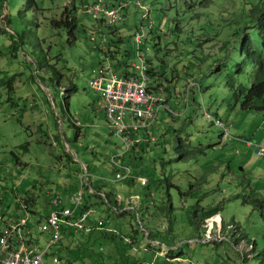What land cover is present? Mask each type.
Returning <instances> with one entry per match:
<instances>
[{
  "label": "rangeland",
  "instance_id": "374dc122",
  "mask_svg": "<svg viewBox=\"0 0 264 264\" xmlns=\"http://www.w3.org/2000/svg\"><path fill=\"white\" fill-rule=\"evenodd\" d=\"M9 1L0 13V212L6 223L26 218L28 240L45 251L52 234L40 224L53 209L74 208L72 199L85 187L83 202L95 209L92 231L84 236L60 224L63 238L48 249L46 262L55 254L60 264H264V155H258L264 111H243L225 84L228 74L237 86L252 85L256 69L241 46L244 31L258 39L252 9L260 0H102L107 8L129 3L124 21L109 29L85 13L98 0H35L37 11L22 22ZM63 12L75 18L73 45L52 25ZM23 33L24 44H15L12 37ZM109 45L118 52L114 64L140 65L139 54L153 73L150 88L166 107L149 129L118 137L97 107L100 94L88 81ZM53 63L59 85L46 80L44 67ZM71 84L76 91L65 95ZM216 119L229 126L228 136ZM128 139L141 143L129 149ZM118 195L128 204L122 215L114 211ZM55 199L60 207L51 206Z\"/></svg>",
  "mask_w": 264,
  "mask_h": 264
},
{
  "label": "built area",
  "instance_id": "2783aa9c",
  "mask_svg": "<svg viewBox=\"0 0 264 264\" xmlns=\"http://www.w3.org/2000/svg\"><path fill=\"white\" fill-rule=\"evenodd\" d=\"M127 5L128 3H125L122 6ZM122 6L107 8L102 0H98L92 6L87 7L85 12L92 17L105 15L115 21L119 19L118 13ZM135 6L143 11L147 10V7L141 1H137ZM149 28H152V25ZM142 37L140 33L137 34L136 40L138 43H141ZM91 40H93L92 37ZM138 57L142 63L133 65V73L130 76L118 74L111 62L105 60L98 69L93 70V76L88 81L89 87L100 94L97 107L106 113L112 132L118 137L127 132L135 134L141 128L151 126L164 106L163 100L159 95H155L150 88V77L145 57L139 54ZM194 85L195 83H191L188 89H191ZM215 124L223 129L225 136L229 135V126L225 125L222 120L216 119ZM124 142L129 148L132 144L140 143V140L128 139ZM258 155H264L263 146L258 150ZM118 161L117 157L112 158V163L115 164L116 168L120 167ZM126 171L127 174L130 173L129 169H126ZM117 176L122 179L126 175L118 173ZM142 181L144 182V180ZM83 188L85 187H82L81 191L72 199L74 208L53 209L47 216L46 221L40 224V229L43 232L48 231L52 234V242L48 244L45 251H41L39 246L28 240L25 231V228H27L26 218H22L15 223H6L0 212V264H60L58 257L55 255H51L50 262L44 260V257L48 256V249L62 239L60 224L66 223L84 234H89L92 231L90 224L91 210L79 212L84 205ZM61 203L62 200L55 199L51 206L60 207ZM24 209L29 210L27 205H24ZM77 213L79 216L76 217ZM29 214L27 213V216Z\"/></svg>",
  "mask_w": 264,
  "mask_h": 264
},
{
  "label": "trees",
  "instance_id": "16d2710c",
  "mask_svg": "<svg viewBox=\"0 0 264 264\" xmlns=\"http://www.w3.org/2000/svg\"><path fill=\"white\" fill-rule=\"evenodd\" d=\"M4 2H5V7H6V3H7V7H11L10 1L9 0H0V13L2 12V9H4ZM24 5L23 7L20 5L21 0H13V2H11L12 6H15L16 9L18 8V11L16 13H18L17 15V21L22 22L24 20H26V15L29 12H36L38 7L35 3V0H23ZM129 4V3H128ZM122 6V5H119ZM128 6V5H127ZM121 7L119 13H118V17L119 19L112 21L111 18L105 16V15H99L98 17H92L98 26H103L105 25V22H108L107 28L109 29V27L116 25L117 23H121L124 21V15L123 12L125 11L126 7ZM114 7V6H113ZM252 17L253 20L255 19V23L258 26V39L252 40L250 35L247 34V31H244L243 33V42H242V46H241V51L244 52L246 54V59L252 63V65L255 67L256 71L253 74V78H252V85L250 88H245L243 87V85H238L236 81L234 80V77L232 75H226L225 76V84L227 87H229L230 89H233L235 92V97L236 99L239 101H241L240 103V108L243 111H252V110H256V111H264V0H260L259 4H257L256 6H253L252 9ZM121 12V13H120ZM86 13V12H85ZM62 19L61 20H54L52 22V25L54 27H59L60 29H63L64 31H66L67 35H68V43L70 45H73L76 41V35L74 33V29L76 28V23H75V18H69L68 15L66 14V12L62 13ZM14 19L9 18V25H11L13 23ZM33 26L36 28V24L33 23ZM3 33H7V31H3ZM14 35V34H12ZM26 37V34L23 33L22 36H19V38L17 40H15L12 37V41L16 44V43H20V44H24V39ZM91 37L93 38V40H91ZM90 37V41L94 42L95 41V37L91 36ZM105 35L102 33L101 35V41L103 42L105 40ZM111 45L108 46V48L106 49V51H102L103 56L105 57V60L111 62L112 66L115 68L116 72L118 73V69H124L122 73H118L120 75L123 76H130L133 73L132 68L126 64V62L119 60L117 63L114 64V54L118 53L117 51L112 52V50H110ZM15 51H17V49H15ZM108 56V57H107ZM54 65H58L57 64H52L51 66L46 65V67H44V65L40 66L47 68L48 67V78L46 79L48 82H51L53 85L54 83L56 85H59V81H60V77L61 75L58 74L56 68ZM238 69L236 71V74L239 75L243 72L241 66L238 65ZM43 68V69H44ZM150 72H148L149 77L153 76V73L149 74ZM66 88V93L65 95H69L70 93L76 91V87L74 84H71L70 86L65 87ZM56 90V88H55ZM151 90H153V87H151ZM60 93V91H59ZM139 144V143H136ZM131 147H129L130 149ZM119 162L120 167H117V170H125L126 168ZM114 167L115 164L112 163ZM123 168V169H122ZM131 175V172L129 174H127L126 177H129ZM98 192V191H97ZM96 196H100V195H96ZM256 202H259V198L258 196H256ZM28 204V203H27ZM28 206V205H27ZM29 208V206H28ZM93 208V207H92ZM92 208L88 205L85 204V206H83L82 211H89L91 210V212H93ZM213 209H210V212ZM30 211V210H29ZM208 211V210H206ZM208 214V212H207ZM215 214V213H214ZM212 214V215H214ZM66 224V223H63ZM90 224H91V217H90ZM67 225V224H66ZM97 228L102 230L105 229L104 228V221L102 220L101 223H99L97 225ZM77 230V229H76ZM78 232L83 233L80 230H77ZM84 235V233H83ZM55 254H52V256H54Z\"/></svg>",
  "mask_w": 264,
  "mask_h": 264
},
{
  "label": "crops",
  "instance_id": "0c3cea01",
  "mask_svg": "<svg viewBox=\"0 0 264 264\" xmlns=\"http://www.w3.org/2000/svg\"><path fill=\"white\" fill-rule=\"evenodd\" d=\"M113 6V5H112ZM163 107H166V105L165 106H163ZM162 109V108H161ZM160 112V111H159ZM159 114V113H158ZM158 117V116H157ZM157 120V119H156ZM155 120V121H156ZM154 121V122H155ZM154 122L152 123V125L154 124ZM151 125V126H152ZM151 126H149L148 128H145V129H149ZM149 131V130H148ZM138 138V137H137ZM152 138H154V137H152ZM141 140H142V138H140ZM141 140H140V143H141ZM93 192V194L94 195H100L101 196V194L102 195H104V196H106L104 193H102V190L101 191H96L95 189H93V190H91V193ZM118 205H117V207L114 209V211L116 212V215H122L124 212H126V210L125 209H127L128 208V204H126L122 199H121V197L118 195ZM106 200H107V202H108V199H107V196H106ZM84 206H85V204H84ZM93 207V206H92ZM91 207V208H92ZM92 210H95L94 208H92ZM82 211V208H80V211L79 212H81ZM93 215V214H92ZM77 216H79V214H77L76 215V217ZM102 218H97V219H94V223L96 224V226L99 224V223H101L102 222ZM104 221V220H103ZM68 226H70V225H68ZM104 226H105V224H104ZM73 227V226H72ZM105 228V227H104ZM98 229V228H97ZM98 230H100V229H98ZM97 230V231H98ZM103 231V230H102ZM84 236H87V235H84ZM63 238V237H62ZM87 238V237H86ZM100 251H101V249H100Z\"/></svg>",
  "mask_w": 264,
  "mask_h": 264
},
{
  "label": "water",
  "instance_id": "95a60500",
  "mask_svg": "<svg viewBox=\"0 0 264 264\" xmlns=\"http://www.w3.org/2000/svg\"><path fill=\"white\" fill-rule=\"evenodd\" d=\"M241 151H246V148H243V146L239 147Z\"/></svg>",
  "mask_w": 264,
  "mask_h": 264
},
{
  "label": "clouds",
  "instance_id": "9594fccd",
  "mask_svg": "<svg viewBox=\"0 0 264 264\" xmlns=\"http://www.w3.org/2000/svg\"><path fill=\"white\" fill-rule=\"evenodd\" d=\"M115 7V6H114ZM147 15V17H148V13L146 14ZM150 29H153V26H152V28H150ZM131 68L133 69V65L131 66ZM150 78H151V76H150ZM192 88H194V87H192ZM191 88V89H192Z\"/></svg>",
  "mask_w": 264,
  "mask_h": 264
}]
</instances>
